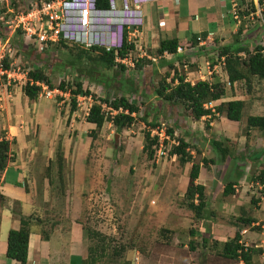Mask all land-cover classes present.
Returning <instances> with one entry per match:
<instances>
[{
	"label": "rangeland",
	"instance_id": "obj_1",
	"mask_svg": "<svg viewBox=\"0 0 264 264\" xmlns=\"http://www.w3.org/2000/svg\"><path fill=\"white\" fill-rule=\"evenodd\" d=\"M34 1L40 0H0V60L6 58L10 66L9 70L0 75V82L9 80L11 90H14L13 87L18 82L26 83L28 72L40 68L49 76L54 87H58L61 81L74 87L79 81L93 94L90 99L88 96H77L80 105L77 101L75 125H71L70 118L65 119L71 110L70 93L63 91L67 93L65 97L62 90L55 88L59 91L54 92V96L50 98L60 103L58 113L63 117L62 130L58 138L47 142L49 150L54 148V159L44 158L45 164L40 161V169L34 175L36 185L31 187L35 197V207L31 214L34 223L49 235L60 222L63 223V229L68 228L69 221L82 222L89 247L96 246L93 255L98 259L96 264H239L240 260L228 261L219 257L222 246L214 243L215 237L219 236L223 240L233 237L237 230L233 223L238 214H247L256 220L264 219V210H260L258 205V201H263L262 205L264 204V184L259 181V185L247 187L243 196L250 207L247 206V210L236 214L230 213L226 208H219V196L224 194L217 196L213 190L209 193L211 198L205 213L206 217L209 216L208 219L195 218L187 206L185 192L182 190L189 181L185 173L189 172L191 164H182L177 156L169 154L176 141L167 137L163 139L165 153L149 159L142 151L144 133L156 129L145 125L140 117L146 116L149 121H158L165 130L167 127L173 128L175 137H182L189 142L193 162L203 165L202 179L206 182L211 174L219 176L224 168L222 164H218L212 173L207 170V164L202 163L203 158H218L209 139H228L224 141L225 144L239 157L240 164L246 169L241 187L247 186L249 179L264 169V152L259 160L253 156L251 160L240 157L244 155L247 158L253 152L264 150V134L257 129H246L249 115H264V80L251 76L249 82L238 81L230 89L225 82L228 76L222 66L224 76L221 71L211 81L223 83L228 95L233 93L245 101L243 119L240 122H230L223 115L215 113V118L196 120L183 106L169 105L154 98V88L168 72V68H163L159 60L152 63L145 61L140 70H137L135 63L140 58L133 56V66H126L122 72L117 67L104 68L96 58V52L85 54L79 59L76 57L77 48L52 45L40 51L28 43L19 31L9 28L11 24L5 21L25 12ZM258 20L263 28L259 42L264 47V24L261 18ZM202 49L207 59H213L215 63L221 59L217 50L209 54V50H204V47ZM175 60L174 56L169 59L173 62ZM187 62L190 70L197 64L190 60ZM158 66L160 70H157ZM176 67H179V63ZM206 76L211 78V75ZM122 95L140 108L137 120L131 127L123 128L117 133L111 122H106L96 131L89 125L85 126V112L87 107L90 108L88 103H93L98 98H116ZM63 99L65 101L61 102ZM211 104L213 107L215 103ZM10 113L13 114L14 111ZM206 123H209V128ZM57 124L51 129L58 134ZM2 132L4 134L3 130ZM200 132H205L204 138ZM152 133L153 136L156 135L155 132ZM115 134H118L116 142ZM85 139L88 140L85 149L88 148V153L83 162L86 173L77 180L73 169L76 162L74 149L77 141L81 140L83 143ZM63 140L67 142L70 159L68 163L63 161L59 174L58 151L62 150L63 153ZM43 182L46 183L45 186ZM42 185L43 195L40 196L39 189ZM241 187H237L239 191L242 190ZM246 228L248 230L242 232V240L247 246L255 247V243L260 242L264 234L260 233L261 236L254 241L249 235H254L257 231H253L251 226ZM210 231L211 239L207 237ZM203 237L208 239L206 247H203Z\"/></svg>",
	"mask_w": 264,
	"mask_h": 264
},
{
	"label": "crops",
	"instance_id": "obj_2",
	"mask_svg": "<svg viewBox=\"0 0 264 264\" xmlns=\"http://www.w3.org/2000/svg\"><path fill=\"white\" fill-rule=\"evenodd\" d=\"M233 1H236L239 6V19L232 16ZM263 12L264 0H146L143 3L144 22L137 32L136 46L131 51V59H133V56L140 59L146 58L150 63L159 60L163 68H168L167 62H171L169 59L174 56L176 58L174 65L177 66L179 63L178 69L185 71L186 81L192 84L198 80L212 82L211 79L217 77V73L222 71V66L224 70L223 56L218 63H215L213 59H207V55L203 54L202 47H204V50H209L211 52L209 54L215 53L216 47L231 44L239 34L240 45L253 50L254 47L259 45L258 43L261 44L259 37L263 35V28L258 18H261L264 24ZM240 30L241 32H239ZM195 36L200 37L203 41L198 40L195 45H190ZM171 38H176L184 44V47H181L182 51H178L176 55L168 53L157 55L156 51L161 41ZM240 54L246 55L244 52ZM178 57H183L182 61L178 60ZM187 60L197 63L193 67L194 69H188ZM211 62H214L213 66L210 65ZM218 67L219 69H217ZM157 70H160L159 66ZM206 74L211 75V78H207ZM213 74L215 75L213 76ZM221 75L224 76L223 71ZM225 80L227 82L228 78L226 77ZM23 84L20 81L17 86L14 85V90H11L12 85L9 80L5 83L0 82V139L3 137L10 140L15 139V143L11 147L13 159L0 175V264H21L19 261L9 258L6 254L9 231L18 229L21 225L14 210L25 216L32 214L35 207L34 190L31 188L36 185L34 175L40 169V161L43 162L44 158L47 160L54 159V148L49 150L47 142L48 140L53 142L62 130L63 117L58 113L60 103L41 95L36 100L30 101L22 90ZM62 95L66 97L67 93L62 91ZM154 98H157L156 95H154ZM233 99H239V97L233 95V93L228 95L226 92V96L221 101ZM64 101L65 99L61 100V102ZM91 104L88 103L89 106ZM12 110L14 111L13 114L10 113ZM75 114V110H70L68 116L65 117L66 120L70 118L71 125H75ZM86 115L85 112V126L89 125L91 129H94L95 125L86 121ZM206 118L210 117L203 116L199 120ZM228 121L231 122V120ZM20 122H23V124ZM56 124L58 134L51 129ZM31 130L32 133L30 134ZM200 134L202 138L206 135L205 132H200ZM87 139L83 143H81L82 139L77 141V146L74 149L76 162L73 164V169L75 177H78L77 180L81 179L80 177L86 173V166L83 162L88 153V148L85 150L88 143ZM66 144L67 142L63 140V161L68 163L70 153L67 151ZM252 156L253 154H250V157L245 158L244 155H240V157L247 160H251ZM211 159H214V164L208 163L206 165L207 170L214 173V167L218 164H222L224 168L219 176L214 177V174H211L206 182L202 179L204 168L200 163L199 176L196 182L205 187L207 203L211 198L209 193L215 190L217 196L222 195L226 183L233 181L235 182L234 192L219 196V208H226L232 214L233 212H235L234 214L239 211L244 212V210H247L248 205L243 194L245 195L247 187L259 185L258 181L254 183L252 179H249L246 183L247 186L241 187L240 183L246 177V169L240 164L239 157L235 158L233 155L223 162L219 161L218 158L215 160V157L212 158V156ZM44 162L43 164H45ZM185 175L189 177V172ZM44 182L43 185L45 186L46 183ZM188 183H185L182 187L184 192ZM43 185L39 189L40 196L43 195ZM238 186L241 187V191L237 188ZM262 200L264 199L262 198ZM262 202L258 201L260 210H264ZM208 217L207 215V219ZM32 219L34 221V217ZM253 226H257L258 229H253ZM251 229L257 231L255 234L252 232L254 235H249L255 241L256 238L258 239L261 236L260 233L264 234V219L256 220ZM247 230V228L242 229L241 236L242 232H247ZM207 237L211 239V231ZM215 238L220 239L219 236ZM254 246L258 251L252 256V264H264V237ZM87 257L88 238L82 222L69 221L67 229H63V223L60 222L50 231L48 238L43 237L40 228L36 224L31 226L28 239V257L25 264H84Z\"/></svg>",
	"mask_w": 264,
	"mask_h": 264
},
{
	"label": "trees",
	"instance_id": "obj_3",
	"mask_svg": "<svg viewBox=\"0 0 264 264\" xmlns=\"http://www.w3.org/2000/svg\"><path fill=\"white\" fill-rule=\"evenodd\" d=\"M97 7L105 8L108 7V0H97ZM241 32V30L239 31ZM239 34H237V39L231 44L216 47L219 57H224V70L228 76V84L233 88L234 84L238 81L244 80L246 83L250 81L251 76H255L258 79L264 80V47L263 45H257L251 50L249 47L240 45ZM198 41V36H195L191 44H196ZM56 46L61 45L64 47L77 48L78 52L76 57L82 59L85 54H90L91 52H96V58L104 66V68L112 69L119 68L120 71H124L126 68L125 64L117 62L116 57L125 58L130 51L135 49L134 44L124 43L120 50H110L107 51L99 46H92L85 48L76 44L66 43L65 41H60L55 44ZM178 47H184L176 38L164 39L161 41L156 54L162 55L164 53L177 54ZM214 50V49H213ZM244 52L246 55H241ZM183 57H178V60L182 61ZM150 62L146 58H141L140 61L135 63V69L140 70L143 62ZM168 63L167 75L162 78L158 85L154 88V94L159 100H163L169 105L173 106H183L185 110L189 112L194 119L198 120L203 116H209L210 118H215V113L218 115H223L225 118L231 121L240 122L243 119V114L245 110V101L240 99H233L228 101H221L222 98L226 96V90L223 83L216 81L210 82L207 80H198L194 84L186 81L184 73L181 72L175 65L174 62ZM214 63L211 62V66ZM3 70H9L10 66L7 59H3L0 62V67ZM28 80L23 85V92L29 98L30 101H34L38 98L39 93L42 90L41 83L47 85L50 89H60L62 91H68L71 95V111H74L77 106V96L84 95L93 97L91 91L83 87L82 83L77 81L74 87L71 84L65 82H60L58 87H54L49 76L40 68H35L33 71L28 72ZM97 79V78H95ZM40 83V84H37ZM209 103H215L213 107H206L205 105ZM140 108L138 104L125 96H119L116 98H98L94 99L91 104L88 114L86 115V121L95 125V129H101L106 122H111L115 127L117 133H119L123 128L131 127L137 120V114ZM148 116V115H147ZM140 120L144 122L145 125L150 126L154 129L160 126L158 121L147 120L146 116L140 117ZM210 120V119H209ZM208 120V121H209ZM246 129L252 130L257 129L264 134V115H249L246 120ZM207 128H209V123H206ZM166 135L170 139H175L176 143L173 144L169 150V154L172 156H177L180 163H191L189 170V183L185 191V198L188 208L194 213L195 218L203 219L206 216L207 210V197L205 195V187L196 182L199 171L200 163L193 162V158L189 148L191 145L182 137H175L174 129L167 127ZM228 139H217L210 138L209 142L214 152L218 156L219 161L223 162L228 157H232L234 153L230 150L229 146L225 144L224 141ZM167 142V141H165ZM15 143V139H6L3 137L0 139V175L7 167L8 163L13 159L11 145ZM158 146V137L151 135L150 131L144 133V143L142 151L147 155L149 159H154L156 155V148ZM60 153L59 163H58V173L61 174L63 168V153L62 150L58 151ZM264 150L253 152V156L256 160H259L263 155ZM62 153V155H61ZM236 157V155H234ZM237 158V157H236ZM203 164H208L214 162V159H202ZM61 177V176H60ZM254 181H260L264 183V169H262L256 176L252 177ZM235 182L231 181L226 183L223 194L227 195L234 192ZM253 200V199H252ZM16 216L20 220V227L18 229H11L7 238V251L6 254L9 258L19 261L21 264H25L28 257V239L31 231V226L34 223L32 215H22L19 211L14 210ZM213 214V213H212ZM207 218V217H206ZM256 222V219L250 215H241L236 217L233 225L236 226L237 230L233 237L228 238L225 241L220 239H215L214 243L221 245L219 257L226 259L228 261H238L241 259L245 264H252V256L258 251L254 247H244L241 242V230L252 226ZM253 229H258L257 226H253ZM42 232V231H41ZM192 232V231H191ZM44 238H48L47 232H42ZM203 247L207 246L208 239L203 237ZM192 249H195L194 245H191ZM94 252H96L95 247H89L88 244V257L84 261V264H96L97 258L93 257Z\"/></svg>",
	"mask_w": 264,
	"mask_h": 264
},
{
	"label": "built area",
	"instance_id": "obj_4",
	"mask_svg": "<svg viewBox=\"0 0 264 264\" xmlns=\"http://www.w3.org/2000/svg\"><path fill=\"white\" fill-rule=\"evenodd\" d=\"M96 1H34L25 12L15 15L14 19H7L5 23L11 24L9 28L19 31L28 43L40 51L60 41L85 48L99 46L107 51L120 50L125 42L136 46L137 32L144 22L143 3L146 0H108L109 5L105 8L97 7ZM239 11L238 4L233 1L231 13L235 19H239ZM198 40L203 41L200 37ZM177 51H182V48L178 47ZM115 60L126 66L132 65L131 51L125 58L116 57ZM222 60L224 65V57ZM4 72L6 70H3L1 66L0 75ZM37 84L40 83L37 82ZM40 85L42 90L39 95L46 98H52L54 92L59 91L49 89L43 83ZM82 97L87 96L82 95ZM90 97L92 96L89 95L87 98L90 99ZM77 101L79 104V99ZM205 106L212 107V104ZM88 111L89 107L86 113ZM155 129L150 133L155 132L154 136L158 137L156 157H160L165 153L163 139L168 136L165 135L164 127L158 126ZM242 244L244 247L247 246L246 243Z\"/></svg>",
	"mask_w": 264,
	"mask_h": 264
},
{
	"label": "water",
	"instance_id": "obj_5",
	"mask_svg": "<svg viewBox=\"0 0 264 264\" xmlns=\"http://www.w3.org/2000/svg\"><path fill=\"white\" fill-rule=\"evenodd\" d=\"M118 138V134H115V142L117 141Z\"/></svg>",
	"mask_w": 264,
	"mask_h": 264
},
{
	"label": "clouds",
	"instance_id": "obj_6",
	"mask_svg": "<svg viewBox=\"0 0 264 264\" xmlns=\"http://www.w3.org/2000/svg\"><path fill=\"white\" fill-rule=\"evenodd\" d=\"M87 114H88V113H87ZM241 242L244 243L243 240H241ZM247 247H249V246H246V248H247ZM239 260L242 261L241 259H239ZM243 263H244V262H243ZM244 264H245V263H244Z\"/></svg>",
	"mask_w": 264,
	"mask_h": 264
}]
</instances>
